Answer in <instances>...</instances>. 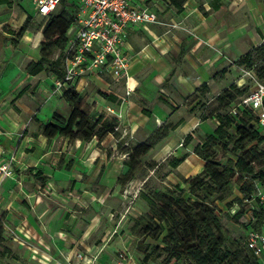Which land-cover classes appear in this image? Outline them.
<instances>
[{
    "label": "rangeland",
    "instance_id": "1",
    "mask_svg": "<svg viewBox=\"0 0 264 264\" xmlns=\"http://www.w3.org/2000/svg\"><path fill=\"white\" fill-rule=\"evenodd\" d=\"M20 1L22 2V0H11V6H7L3 10L0 9V17L10 24L7 26L9 30L17 31L23 22L21 21L22 13H24V18L29 14L18 7L17 3ZM150 1L155 3L158 0ZM260 2L264 3V0H245L243 3L238 0H186L182 11L189 10L188 23L179 19L178 13L180 12L174 8L166 20L159 18L165 23H171L169 19H174L179 25L173 30L159 25H155L158 28L151 27L152 29L158 33L171 31L177 35V40H183V46L191 44L190 47L196 50L195 46L201 44L202 41L198 33H189V27L192 25L200 27V24L203 26L202 22H205L204 19L209 17V21L205 25L221 29L217 35L220 43L214 44L212 47L204 45V48L207 49L201 50L202 56L211 58L209 63H204L206 65L203 67L199 62L202 56H199L200 59L197 61L195 55L192 54L189 55V63L183 66L178 60L172 62L168 59V63L174 68L168 79L158 88L150 80L142 83L141 90L146 93L147 101H140L139 98L133 97L142 108L141 116L145 117L143 110H147L151 112L150 117L146 116L145 121H141L142 117L139 116L138 110L130 118L132 127L124 128L121 124L123 117L118 114L116 116L120 120L119 138L108 136L99 145L93 141L91 146L83 145V148L70 149L71 155L77 153L80 158H83V155H88L90 160L102 155V161L97 162L96 169L83 177L84 191L87 193L75 190L72 180L67 181L66 178L64 180L67 182V186L64 189L56 182L50 190L39 186L38 191L41 192V195L38 197L48 201L56 210L62 208V215L66 218L74 216L80 222L79 229H83L84 233L88 232L87 243L97 247L102 244L107 246V248L103 247L102 254L104 256L107 255L111 259L115 250H123L130 256L131 264H162L163 256L157 258L156 254L159 251L153 252L154 248L159 246V242L133 235L131 227L137 218L148 209L145 196L151 194L152 191L164 190L166 187L179 184L185 190V196H188L187 187L182 185L179 176L193 177L202 172L204 163L193 153V149L215 129L212 120L207 119L201 122L202 118L209 114L213 99L230 84L248 86L250 91L253 89L255 81H257L254 72L238 66L237 62L249 51L264 43V16L259 8L253 10V5L255 3L258 5ZM29 8L34 13L32 14L35 21L33 28L29 31H40L45 20H41L36 15L32 6ZM213 11L215 14L210 16ZM74 28L75 25L72 26L70 34L74 32ZM193 54H195L194 51ZM33 55L36 54L33 52ZM148 67H146L147 73L151 72V68H154L153 65H148ZM188 75L203 77L201 85L206 84L208 92L202 96L197 91L201 85L189 92L185 91L183 93L185 95L179 93L178 89L170 90L172 77L180 79L178 82L173 81V84L179 88L178 84H181ZM99 77L109 83L110 87L106 88L103 82L93 79L92 82L89 81L88 90L82 94L83 108L92 117L100 112L96 108L97 104L94 100L102 98L101 94L106 93L107 96H110L113 99L111 105L115 108L121 105L123 99L132 96L126 95L124 80L115 82L105 72L101 73ZM32 91L31 93H34V89ZM49 93V88L43 89L41 94L43 99H40L39 106L44 100H47ZM21 96L17 94L14 101ZM49 111L50 105L43 107L40 114L42 121H46L50 117ZM59 113L65 115L61 111ZM133 123H139V126L136 127L137 125H133ZM161 125L171 126L174 129L155 148L140 158L139 166L134 172L127 173L128 168L125 166L128 161L127 152L136 148ZM185 137L190 139L184 142ZM57 142L54 145L55 148H57ZM217 156L220 158L219 155ZM182 157L185 158L183 163L177 168H172L173 160ZM102 162L104 163L103 169L97 177V171ZM232 192L234 198L240 196L235 185H232ZM215 205L218 207L226 245L233 248L235 243H243L245 240L243 226L231 222V213L226 210L224 204L215 202ZM94 255L89 256L93 263L98 253ZM147 255H149L148 261L143 262ZM79 256L80 254L76 255L77 261ZM82 258L85 257L82 256ZM0 264L18 263L11 258H3L0 259ZM177 264L191 263L181 261Z\"/></svg>",
    "mask_w": 264,
    "mask_h": 264
},
{
    "label": "trees",
    "instance_id": "2",
    "mask_svg": "<svg viewBox=\"0 0 264 264\" xmlns=\"http://www.w3.org/2000/svg\"><path fill=\"white\" fill-rule=\"evenodd\" d=\"M168 1L177 12L182 11L186 2ZM67 4V0H62L57 11L43 17L45 22L41 26L39 57L27 64L24 70L27 75L45 73L64 81L69 30L77 23L79 13L78 4L73 2L71 10L67 9ZM34 22V17L27 15L21 27L11 31L10 43L14 47L33 28ZM237 65L252 70L257 81L264 84V43L241 57ZM172 73L173 70L170 75ZM64 84L61 88L62 99L70 106L69 114L62 115L55 111L46 122L33 118L38 135L48 142L54 139L70 143L96 141L98 145L108 136L119 138L120 121L115 116L101 111L92 117L84 110L83 96L76 90L75 84ZM22 91L19 95L25 89ZM197 91L203 96L208 92V87L202 84ZM251 91L248 86L230 84L213 99L209 114L201 122L210 119L215 122V129L193 149V153L204 163L202 172L193 177L179 176L182 185L187 187L188 196H185V190L179 184L164 190H154L145 196L148 209L137 218L131 232L137 237L159 242L153 252L159 251L157 258L163 256L162 264H177L181 261L191 264H260L246 244L249 233L264 231V204L260 203L257 196L259 191H264V130L257 124V112L242 103ZM101 97L108 103L113 101L106 93L101 94ZM143 113L147 117L151 116L150 111L143 110ZM173 129L161 125L136 148L128 151L125 164L127 173L134 172L140 158L163 141ZM189 139L185 137L183 141ZM184 159L173 160L171 167L177 168ZM71 163L66 169L70 168ZM34 176L42 184L47 182L48 178L40 171ZM232 185L237 186L239 197H233ZM215 202L224 204L231 213L232 223L243 226V243H235L233 248L226 245ZM4 219L5 213H1L0 259H15L4 244ZM148 257L145 256L143 262H147Z\"/></svg>",
    "mask_w": 264,
    "mask_h": 264
},
{
    "label": "crops",
    "instance_id": "3",
    "mask_svg": "<svg viewBox=\"0 0 264 264\" xmlns=\"http://www.w3.org/2000/svg\"><path fill=\"white\" fill-rule=\"evenodd\" d=\"M130 1L134 6L153 9L158 18L165 20L173 11L172 7L164 6L163 0H158L155 3L150 0ZM238 1L243 3L245 0ZM73 2L79 6L78 0H67L68 10H71ZM261 3L258 5L255 3L253 10L259 8L262 16H264V3ZM17 5L25 12L27 11L29 16H33L34 13L29 8V6L33 7L30 0H22ZM7 6H11V0H0L1 10ZM58 8L59 6L56 11ZM214 14L213 11L210 16ZM23 15L24 13H22L21 21H24L27 16L25 15L24 18ZM178 15L182 22L188 23L189 10H183ZM40 19L42 20L43 17ZM204 20L203 26L200 24V27L194 25L189 27V33H198L203 43L195 46L197 47L196 50L190 47L191 44L183 46V40H177V35L171 31L158 33L151 28H158V26L129 27L124 51L130 58L128 83L130 87L134 88L132 96L123 99L121 105L116 108L104 99L98 98L94 100L97 104L96 108L100 112L111 109L115 115L120 114L123 117L121 124L124 128L132 127L130 118L138 110L139 116H141L140 111L142 112V108L139 107L133 97L139 98L140 101H147L146 93L141 90L142 83L150 80L158 88L161 83L168 79L170 72L174 69L168 63V59L172 62L178 60L182 66L187 65L190 54L195 55L196 60L199 61V56L203 54L201 50L207 49L204 48V45L212 47V45L220 43L217 35L221 29L218 30L211 25H205L208 23L209 17ZM169 22L177 23L174 19H169ZM7 26H10L9 22L0 17V155L4 160L10 158L14 160V177L0 185V214L5 213L6 242L4 244L12 251L15 256L13 260L18 264H75L77 262L76 255L80 254L89 259V256L97 253L93 264H114L116 254L123 250H115L111 259L107 255L104 256L102 254L103 247L107 248V246L102 244L97 247L87 243L88 232L84 233L83 229H79L80 222L74 216L66 218L62 215V208L56 210L48 201L38 197L41 195V192L38 191L39 186L50 190L56 182L58 186L64 189L67 186L65 178L67 181L72 180L75 190L87 193L84 191L83 177L96 169L97 162L102 161V155L90 160L88 155H83V158H80L77 153L70 154V149L83 148V145L91 146L93 141L90 143L81 141L70 143L67 140L54 139L48 142L43 136L37 134V125L33 118L42 121L40 114L44 106L50 105L49 116L55 111H61L68 115L70 106L62 99V90L55 88L56 79L54 76L43 73L37 76H29L24 71L29 62L36 61L39 57L38 49L42 41L41 29L36 32L27 31L19 40L18 45L14 47L10 43L11 31L13 30H9ZM78 28L79 24L76 23L72 34H70L71 29L69 30L70 38L76 34ZM33 52L36 55H33ZM210 60L211 58L203 55L199 62L204 67ZM148 65L154 67L149 73L146 71ZM172 78L170 90L178 89L177 91L182 95H185L183 94L185 91L189 92L203 83V77L188 75V77H184L185 79L182 80L181 84H178L180 86L177 88L173 81L178 82L180 79ZM93 79L103 82L106 88L110 87V84L103 81L101 77L90 75L75 83L76 90L81 94L85 93L88 90L89 81L92 82ZM45 88H49L50 93L47 94V100H44L39 106L40 99H43L41 94ZM23 89H25L24 94L14 101L16 95ZM33 89L34 93H31ZM156 107L159 109L158 105ZM157 118L159 119L158 116ZM49 119L50 117L46 121ZM145 119L146 116L142 117L141 121H145ZM133 125L138 127L139 123H133ZM56 141H58L57 148L54 147ZM70 162H72L70 168L66 169ZM103 164L102 162L97 171V177L102 172ZM37 171L48 178L46 183L42 184L37 180L34 176ZM82 224H84L83 221Z\"/></svg>",
    "mask_w": 264,
    "mask_h": 264
},
{
    "label": "built area",
    "instance_id": "4",
    "mask_svg": "<svg viewBox=\"0 0 264 264\" xmlns=\"http://www.w3.org/2000/svg\"><path fill=\"white\" fill-rule=\"evenodd\" d=\"M36 15L47 17L54 13L62 0H30ZM79 28L70 38L65 52L66 72L64 81L56 80L55 88L60 90L64 82L75 84L82 78L99 76L105 72L115 82L124 80L126 95L133 93L130 87V58L124 51L127 30L131 26L147 28L150 25L176 29L179 24L160 21L157 13L148 7H138L130 0H78ZM170 7L169 1H163ZM250 106L258 114V126L264 130V84L255 81L250 95L242 102ZM112 116L118 117L111 109L106 110ZM13 158L2 159L0 155V185L14 177ZM261 204H264V191L257 194ZM248 249L264 264V231L251 232L246 241ZM75 264H93L90 259L82 258ZM130 256L125 251H119L114 264H130Z\"/></svg>",
    "mask_w": 264,
    "mask_h": 264
}]
</instances>
